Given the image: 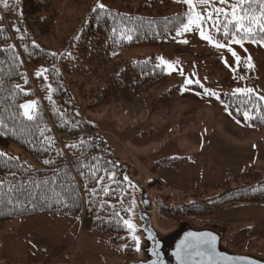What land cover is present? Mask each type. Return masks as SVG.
Segmentation results:
<instances>
[{"label":"trees","instance_id":"trees-1","mask_svg":"<svg viewBox=\"0 0 264 264\" xmlns=\"http://www.w3.org/2000/svg\"><path fill=\"white\" fill-rule=\"evenodd\" d=\"M64 1L7 0L0 9V223L34 214L78 218L84 231L108 235L121 253L134 260V233L123 220L133 215L137 191L93 124L79 114L78 100L88 111L97 112L112 103L137 102L164 82L167 73L162 65L157 67L159 62L154 57L121 63L116 56L133 45L169 39L187 22L188 10L173 0H146L138 5L139 0H89L78 24L76 49L80 53L75 57L89 68L74 70L69 53L39 41V33L54 36ZM237 2L227 0L223 6L231 11L228 6ZM98 3L104 5L103 10L96 7ZM221 6L218 0L212 5ZM241 7L259 14L258 0ZM243 23L247 26L248 20ZM204 25L207 34L227 43L222 30L218 32L207 22ZM230 29L234 31L235 26ZM40 64L47 71L31 79L26 68ZM86 74L92 82L88 90L83 89L85 83L78 85L76 80ZM187 87L203 92L198 86ZM179 93L176 85L155 102L167 104ZM30 96L36 97L31 121L19 107ZM219 96L229 120H240L239 125L246 129L264 130V102L259 98ZM252 101L258 109L253 108ZM245 110L251 116L247 121L243 118ZM10 145L25 154L15 156L6 150ZM45 160L52 163L45 164ZM182 161L167 158L156 165L174 168ZM239 178L234 187L229 182L223 184L211 203L183 202L161 209L159 217L178 222L186 217L208 216L234 203L264 204V169H248Z\"/></svg>","mask_w":264,"mask_h":264},{"label":"rangeland","instance_id":"rangeland-1","mask_svg":"<svg viewBox=\"0 0 264 264\" xmlns=\"http://www.w3.org/2000/svg\"><path fill=\"white\" fill-rule=\"evenodd\" d=\"M88 1L65 0L54 36L39 33V41L69 53L74 70L89 68L75 58L80 53L76 49L78 24L83 9L89 6ZM145 1L139 0L136 5ZM6 2L0 0V9ZM205 7L194 0L193 15L195 12L206 15ZM185 39L187 44L182 43ZM232 47L243 60L236 71H233L236 64L231 54L201 39L198 30L179 37L175 32L167 40L130 46L116 56L117 61L154 57L159 62L158 58L162 57L173 65L172 69L162 65L166 80L137 102L112 103L97 112L88 111L79 99L78 112L93 124L122 171L146 186L152 205L157 208L156 220L160 227L168 229L182 220L187 221L196 229L209 228L223 233V246L233 252L264 257V204L234 203L208 216L186 217L178 222L159 217L161 209L174 208L183 202L211 203L223 184L229 182L236 186L243 171L264 169V130L240 126L228 119L227 110L218 99L197 95L198 91L184 87L186 78L198 79L218 94L242 95L234 94L233 90L239 87L253 89L252 95L257 98L264 96V47L248 42L243 48ZM248 56L252 69L247 67ZM223 59L232 68L226 67ZM44 69L40 64L26 68V72L33 79ZM76 80L78 85L86 84L84 90L92 85L88 74ZM176 85L180 87L177 98L164 105L155 102ZM31 101L36 102V97H27L22 104ZM37 101L42 104L40 98ZM6 150L15 156L25 154L15 145ZM167 158H183V161L174 168L156 165L157 161ZM137 200L138 192L130 219L134 225ZM244 229L247 230L242 232ZM132 260L110 242L108 235L84 231L78 218L34 214L0 223V264H128Z\"/></svg>","mask_w":264,"mask_h":264},{"label":"snow or ice","instance_id":"snow-or-ice-1","mask_svg":"<svg viewBox=\"0 0 264 264\" xmlns=\"http://www.w3.org/2000/svg\"><path fill=\"white\" fill-rule=\"evenodd\" d=\"M177 2H180V0H177ZM198 2L202 5H205V12L206 15L201 12H194V0H183V3L188 6L189 12L187 16V23L182 24L181 29H177L176 36L179 37L183 35L184 33L192 32L195 30L199 31V36L201 39L207 41L209 44L213 45L216 49H226L228 53L231 54L233 57L236 68L233 69V71H236L240 64H241V57L237 54V52L233 49L232 45H239L241 48H243L244 43H253V44H259L260 46L264 47V0H258L260 9L259 14H255L254 12H250L247 9L242 8L241 6L246 3H253L256 2V0H238L237 3L231 4L228 7L231 8V11H228L226 7L223 5L227 4V0H218V3L222 5L221 7H212L214 3L217 2V0H198ZM97 8L103 10L104 5L102 3H98L96 5ZM242 12L243 15H240L239 13ZM247 19L248 24L247 26L243 23V21ZM209 23L212 27H215L218 32L222 30L223 37L227 40V43H221L219 40L214 39L213 35L206 34L204 30V24ZM193 25L195 27H193ZM234 25L235 30L232 31L230 29V26ZM115 31V29H113ZM242 33L243 35L238 37V34ZM230 37V38H229ZM129 40L131 39V36L127 37ZM182 43L187 44L188 40L185 39L182 41ZM246 51V49H245ZM53 56H55V53H52ZM159 64L157 67L164 65L169 69L173 68V65L164 58H158ZM248 63L247 67L248 69L253 68V64L251 63V57H247ZM223 62L226 67L232 68V65L228 64V61L226 59H223ZM44 71H47V69H44ZM181 74L182 70H181ZM37 76L41 75V72L38 71L36 73ZM25 83H27V80H25ZM195 83L199 88L203 89V92H197V95H204L208 97H215L216 99H219L220 96L218 93L210 91L208 88L204 87V85L201 83L200 80H192L189 78H186L184 80V87H187L188 85H191ZM234 94H242L248 97H251L253 94V89L251 88H235ZM49 100H51V96L48 97ZM259 99L261 101H264V96H260ZM248 101H246L247 103ZM253 108L258 109V106L255 104L254 101ZM35 101H31L28 103L21 104L19 107L23 109V116L27 118V120L31 121L33 120V114L35 112ZM243 118L245 121L251 119L250 113L248 110H245L243 112ZM264 119V117H262ZM240 120H237L236 123H240ZM71 147H76V145H71ZM0 155H3V153H0ZM45 164H50L52 161L45 160ZM95 173L93 172V176ZM127 179V177H125ZM99 182V181H97ZM93 191H95L93 189ZM116 215H119L118 213ZM124 225L127 226V229L129 232L134 233L136 231L135 225L130 220H123ZM191 237H194L197 241L196 247L197 249L204 248L207 251V254L211 258L216 254L215 252V241L216 237L213 236L211 233H201V234H194L189 233L188 234ZM150 236V234H149ZM131 239L136 244V250L140 251V240L136 235H132ZM181 245H177V252L174 253V255L177 258V261L179 264H185L184 259L181 255ZM199 255H203L204 252L198 251ZM153 264H163V261L157 258V261H154ZM209 264H218V262L213 261L210 259Z\"/></svg>","mask_w":264,"mask_h":264},{"label":"water","instance_id":"water-1","mask_svg":"<svg viewBox=\"0 0 264 264\" xmlns=\"http://www.w3.org/2000/svg\"><path fill=\"white\" fill-rule=\"evenodd\" d=\"M132 187L138 192L136 203V236L140 240V251L128 264H153L159 257L163 264H179L174 253L181 245V255L185 264H209L210 259L218 264H264V257L251 253H236L222 244V234L214 229H196L187 221H180L173 227L164 229L156 220L157 208L152 205L146 186L138 179L129 178ZM189 233H211L216 237L215 252L211 258L204 248L197 249V241ZM150 234V236H149ZM204 252L203 255L197 254Z\"/></svg>","mask_w":264,"mask_h":264}]
</instances>
